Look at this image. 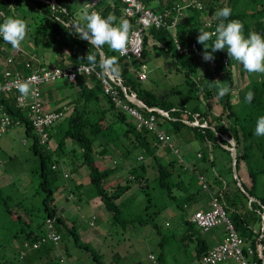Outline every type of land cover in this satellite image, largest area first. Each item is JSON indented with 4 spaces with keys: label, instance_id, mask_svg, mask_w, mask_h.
<instances>
[{
    "label": "trees",
    "instance_id": "1",
    "mask_svg": "<svg viewBox=\"0 0 264 264\" xmlns=\"http://www.w3.org/2000/svg\"><path fill=\"white\" fill-rule=\"evenodd\" d=\"M47 1L57 4H49L43 0H0V23L9 16L24 18L29 28L28 37L36 49L43 47L44 53L52 46H57L62 59L59 67L88 64L87 55L90 52L95 54L96 49L87 40L81 39L70 26L77 23L83 25L74 16L73 0ZM180 1L184 0H144L153 11L168 12L167 22L177 19V25L172 32L164 28H150L144 37V50L140 58L121 57L107 45L103 49L107 56L115 55L119 59L120 74L114 77L119 85L115 87L120 98L144 117L154 115L158 130L150 131L145 127L138 129L135 119L105 94L101 81L94 76H85L79 77L77 83H67L70 89H77V92L66 96L65 106L69 108V113L64 118L66 127L60 126L52 131L53 126L49 129V142L41 144L30 119L17 108L16 100H6L0 91V101L8 106L15 118L21 120V124H25L27 137L34 141L32 148L40 160V188L45 193L42 218L26 207L23 211L22 202L12 207L6 204L5 218L0 220V264H63L61 260H65L67 264L70 254L67 249L66 255L61 252L65 234L73 237L76 246L92 254L96 262L100 261V254L89 244L82 243L75 225H69L68 220L59 213L52 185L59 181L58 172L63 165L68 169L63 170L66 179L85 166L89 169L94 188L93 197L102 200L112 216L113 225L121 224L123 228L134 222L131 218L134 216L127 212L128 200L140 198L139 194L142 193L147 202L145 212L153 208L150 183H156V188L171 200H182V206H179L181 209L189 208L191 204L198 205L202 198L200 196L208 194L211 201V195H214L223 205L240 237L254 249L255 255L251 260L264 264V183L259 178L264 176V137L254 135L258 117L264 116V79L246 84L234 96L236 78L226 49L214 53L217 65L213 68L202 56H196L193 52L181 54L174 43V37L178 38L184 48L196 43L204 53V45L197 42L200 30L214 32L219 23L214 19V14L225 6L232 9L230 20L237 19L244 24L245 35L251 32L263 35L264 0H196L201 7L194 4L177 16L176 7ZM192 1L186 0L183 3ZM248 3L252 4L249 14ZM96 8L104 17L113 14L118 21L127 20L131 31L136 25L133 19L126 16L125 5L121 0H103ZM28 16H32L35 31ZM208 44L211 45L212 40ZM9 47L11 45L0 37V58L7 60L5 70L0 71V86L6 80V71L31 75L32 71L39 69L33 60L28 62L32 68L27 69V58L22 52L15 57L16 65L8 64L5 48ZM151 50L156 58L172 60L176 73L183 78L179 86H187L189 93L183 96L179 89L168 87L166 92L159 94L152 86L150 88L144 85L147 80H142L140 74L145 72L140 70L151 58ZM224 59L229 60L228 66L223 64ZM147 78L149 80V76ZM223 86H228L230 92L221 97L218 90ZM122 87H125L127 94ZM249 91L254 92L250 104L245 102V95ZM126 95L136 96L143 106L127 99ZM42 100L44 106L45 100L49 104L44 99L43 92ZM104 101L106 105H103ZM63 108L64 105H61L55 111H63ZM108 113L111 117H108ZM97 114L99 116L95 118ZM118 123L126 124V128L116 134L110 133ZM60 129L63 130L53 150H43L55 131L60 132ZM159 130L171 138V144L159 140ZM185 131H192L194 138L206 148V151L203 149L198 153L196 162L185 163L173 146V134H180L183 139ZM68 141L73 144L70 152L65 149ZM77 149L81 150L79 157H76ZM230 149L237 156L238 175L244 168L248 182L242 180L240 175L238 179L234 178L233 152ZM135 151L139 153L136 160H133L131 156ZM173 151L178 156L172 160L167 159ZM95 154L101 159H97ZM218 163L222 173L214 175L215 186L210 185L208 190H204V183L208 184V166L216 167ZM224 170L232 176L231 181H225ZM80 186L82 185L78 187ZM133 187L137 188L134 192L138 193L134 195L133 192L129 196ZM70 198L74 200V196ZM251 199H256L257 202ZM158 213L159 211H155L152 215L156 216ZM48 221H51L52 227ZM140 223L148 225L150 221L143 220ZM91 224L94 226V223ZM154 226L158 229L156 224ZM185 226L187 230L181 241L185 244L196 240V259L201 262L210 248L202 238V230L195 223L187 219ZM50 233L60 236L58 243L51 241ZM165 259L162 253L155 264H163Z\"/></svg>",
    "mask_w": 264,
    "mask_h": 264
},
{
    "label": "rangeland",
    "instance_id": "2",
    "mask_svg": "<svg viewBox=\"0 0 264 264\" xmlns=\"http://www.w3.org/2000/svg\"><path fill=\"white\" fill-rule=\"evenodd\" d=\"M73 2L74 12L75 10H80L78 14H82V11L84 12L85 9L84 6L77 0H73ZM248 4L247 13L249 14L252 4ZM28 17L32 26H34L32 16ZM35 28L36 26L32 27L33 31H35ZM27 40H30V37H27ZM28 44L31 45L30 43ZM25 45L26 43L24 41L20 49L25 51ZM32 48L36 49L34 46ZM20 49H13L12 47L5 48V54L8 57L14 56L15 58ZM36 50L39 53L45 51L43 47L37 48ZM149 56L151 58L141 66L140 70L149 76L148 80V76L143 73L146 75L147 82L144 83L146 87L155 88V92L159 94L164 93V91L166 92L168 87L179 89L183 96L189 93L187 86H179L183 82V78L176 73V67L171 59L163 57L156 58L153 50L149 52ZM17 59L19 58L17 57ZM231 63L236 78L234 96L243 90L246 84L257 81V79L260 80V78L264 79V74H249L244 71L242 65L238 62L232 61L231 59ZM6 65L7 60L0 58V71L5 70ZM59 84L54 83L45 86L42 90H46L51 86L54 88V86H59ZM103 105H106L105 101ZM238 109L241 108L238 107ZM98 116L97 114L94 117L96 118ZM108 117H111L109 113ZM66 124L65 119H60L52 128V131L60 126L65 128ZM125 128L126 124L118 123L112 127L110 133L116 134ZM63 129H60V132L56 130L52 139H50V143L42 149L53 150ZM191 132L185 131L184 133L186 134H184L183 139L180 138V134H173L172 136L173 146L179 151V157L185 163L190 161L196 162L198 153L203 149L206 151V148L200 141L194 138ZM33 142V139L26 135L25 124L13 127L7 134L0 138V220L5 218L3 216L7 212L5 208L6 204L12 207L19 202H22L21 209L23 211H25L26 207L33 210L37 216L42 218V203L45 193L40 188L42 182L40 176V160L32 148ZM72 148L73 144L68 141L67 148L65 149L70 152ZM80 152L81 150L77 149L76 157L80 156ZM138 153L139 151L133 152L131 156L133 160H136ZM112 154L116 155V153ZM95 156L97 159H101L99 155L95 154ZM176 156L178 155L173 151L167 159L172 160ZM115 159L120 163L119 159ZM63 170L68 171L65 165L61 166L58 172L59 181L52 185L57 200L56 203L59 207V213L68 220L69 225H75L77 232L81 235V242L89 244L101 256L100 261L96 262L92 254L76 246L73 237L65 234L64 240L61 243V252L65 255L66 249L69 252L70 255L67 258V264H155L154 261H151V256H154L157 262V257L162 255V253H164V257L166 258L163 264L202 263L196 259V240L185 244L181 241V237L187 230L185 221L196 213L195 211H197L199 205L191 204L189 208L181 209L179 206H182V200H179V198L175 201L171 200L160 189L156 188V183H150L149 192L153 198V208L147 213L145 212L147 202H145V196L141 193L139 194L140 198L133 197L134 200H128L127 202L129 204V210L127 212H129V215L134 216L131 217L134 222L128 225L127 228H123L121 224L115 226L112 223V216L105 208L102 200L93 197L94 188L91 185L89 169L85 166L68 179L65 178ZM221 171L219 163L216 167L210 168L208 166L206 177L209 185L215 186L214 175L221 174ZM239 175L240 177L244 176L241 173ZM239 175L237 173V176L235 175L234 178L238 179ZM223 177L225 181L232 180V176L226 170H224ZM259 178L264 183V176H260ZM78 184L83 185L77 189L76 185ZM136 189V187H133L128 193L129 196ZM137 193L134 192V195ZM75 194L77 198H74V200L70 198ZM119 203H121V200H119ZM155 211H159V213L153 216L152 214ZM143 220H148L150 223L143 225L140 223ZM91 223H94V226ZM155 224L158 226V229L154 226ZM223 228V225L218 226L212 231L204 233L202 238L206 240L209 247L218 244L219 238L215 239V235L218 233L222 237L224 233ZM163 239L165 240L163 241ZM223 264L235 263L228 261Z\"/></svg>",
    "mask_w": 264,
    "mask_h": 264
},
{
    "label": "built area",
    "instance_id": "3",
    "mask_svg": "<svg viewBox=\"0 0 264 264\" xmlns=\"http://www.w3.org/2000/svg\"><path fill=\"white\" fill-rule=\"evenodd\" d=\"M125 5V13L129 19H133L136 22L134 29L130 33L131 43L128 47V51L121 55V57L140 58L144 50V37L150 28L155 27L157 29H166L168 32H172L177 25V19L172 22H167L169 14L168 12L158 13L147 7L144 0H121ZM201 7L196 0L185 4H178L176 7L177 16L182 15L192 5ZM95 11V10H93ZM92 11V12H93ZM96 12V11H95ZM177 18V17H176ZM174 43L179 52L187 53L193 52L196 56H202L203 52L200 47L193 43L189 48H184L179 42L178 38L174 37ZM210 66L215 68L216 61H208ZM8 64L16 65L14 56L8 58ZM223 64L229 65V60L224 59ZM27 69H31V63L26 64ZM99 65L92 66L89 64H82L79 66L68 65L65 68L54 67L37 69L32 71L31 75H24L18 72H5V78L3 85L0 86V91L4 94L6 100H16V106L22 110L24 115L31 121V125L38 136L41 144H47L49 142L50 134L49 129L56 125V123L65 116L66 109L60 112L52 111L47 112L42 100V88L60 81H66L69 83H77L79 77L94 76L97 80L101 81L103 91L105 94L112 98L116 102L117 106L123 109L126 113L131 115L137 124V128H147L150 131L158 130L156 124V118L154 115L149 118L144 117L137 109L130 106L125 100L121 99L119 92L115 86H119L116 78L106 77L99 70ZM142 80H146V75L140 74ZM30 81L35 94L30 95L27 98L21 97L18 91V84L20 82ZM123 89V88H122ZM127 99L132 100V97L126 95ZM21 120L15 118L9 111L8 106L0 101V138L7 134L13 127L20 125ZM159 140L163 143H170L171 138L166 136L162 131H158ZM204 189H207V184L204 183ZM191 222L195 223L203 232H209L218 226H224L225 237L223 243L210 249L206 255L203 256L201 264H221L228 260H234L237 264H260L259 262L252 261L255 251L254 249L240 237L234 223L227 215L223 205L220 203L217 197L213 196L210 202V208L206 211L200 210L196 212ZM49 226L52 227L51 221H48ZM49 238L51 241L58 243L60 236L50 233ZM37 247V245H35ZM65 264V260H61ZM151 261L156 262L155 257L151 256Z\"/></svg>",
    "mask_w": 264,
    "mask_h": 264
},
{
    "label": "clouds",
    "instance_id": "4",
    "mask_svg": "<svg viewBox=\"0 0 264 264\" xmlns=\"http://www.w3.org/2000/svg\"><path fill=\"white\" fill-rule=\"evenodd\" d=\"M232 15L230 7L218 9L214 14V19L219 21L214 32L200 30L197 42L204 45L203 59L207 61L214 60V53L227 50L228 56L232 61L242 65L245 72L249 74H264V35L257 32H251L245 35L244 24L237 19H229ZM85 23L70 25L74 28L81 39L87 40L96 53L90 52L87 57V63L92 66L97 65L102 74L106 77L119 76L120 67L117 56H107L103 49L107 45L112 51L124 55L128 51L131 43L130 33L131 25L127 20L120 19L109 14L104 17L99 12L86 14ZM227 21V22H226ZM28 24L24 18L9 16L0 23V37L13 49H20L22 43L28 37ZM213 37H215L213 39ZM212 40L209 45L208 41ZM211 49V51H209ZM18 91L21 97L27 98L34 95V89L30 81L20 82ZM230 92L228 86L219 88L218 95L223 97ZM254 98V92L249 91L245 95V102L251 103ZM254 135L264 137V116L258 117L254 130Z\"/></svg>",
    "mask_w": 264,
    "mask_h": 264
},
{
    "label": "crops",
    "instance_id": "5",
    "mask_svg": "<svg viewBox=\"0 0 264 264\" xmlns=\"http://www.w3.org/2000/svg\"><path fill=\"white\" fill-rule=\"evenodd\" d=\"M77 1L80 2V4L83 5L84 8H85L84 9V12L82 11V14H78L80 10H75V15L74 16H75L76 20H78L80 23H83L84 24L85 23V19H84L85 15L86 14H90L93 10H95L96 12L101 13L100 11L97 10L96 5L99 2H102L103 0H77ZM104 1L109 2L110 0H104ZM185 1L186 0H184L183 2H185ZM183 2L180 1L178 4H184ZM25 43H26V45H25V51L20 49L19 52H24L25 57L27 58L25 60V63L26 64L29 61L33 60L39 66L38 68L45 69V68L58 67V65L62 61V59L60 57V51L57 48V46H52L49 49V51H47V52L39 53V51H37V50H35V49L32 48L34 46V43H33V41L31 39L30 40H27V38H26ZM28 43H30L33 46L31 47V45H29ZM30 48H32V49H30ZM8 58H10V57H8ZM59 83H60L59 86H56V87L54 86V88H52L53 86H51L50 88H48L46 90H43L44 99H47L48 102H49V104H47L46 103V100H45V110L47 112H52V111H55V109L58 108L59 106L64 105L63 110L66 109L65 116L62 118V119H64L65 117H67V114L69 113L68 112L69 108L65 106L66 100H67L66 96L67 95L69 96V95H71L74 92H77V90L76 89H74V90L70 89L69 85L67 84L68 82H66V81H60ZM61 88H63V89H61ZM241 174H244V176L241 177L242 180L248 182L247 172H245V169L244 168L241 169ZM203 181H204V178H203ZM208 184H207L208 188L207 189H204V190H208L209 189V186L210 185H208ZM79 185H83V184L76 185L77 186V189H78V186ZM213 196L214 195H211V198ZM74 198H77L76 194L74 195ZM200 198L201 199L198 202L199 203L198 204L199 206H198L197 211H200V210L206 211V210H208L210 208V202H211L209 200L210 199V195L208 196V194H206L204 196H200ZM253 200L255 202H257L256 199H253ZM192 216L193 215H191L190 218H189L190 221H191ZM223 231H224V233L222 234V237H220L218 235V233L215 235V239H218L219 238L218 239L219 242H217L218 243L217 245H214L213 247H209L210 249H212V248L220 245L221 243H223V240H224V237H225V235H224L225 234V228H223ZM202 233L204 235V233H206V232H203L202 231ZM228 261H232L235 264H237L234 260H228ZM228 261H226V262H228ZM221 264H223V263H221Z\"/></svg>",
    "mask_w": 264,
    "mask_h": 264
},
{
    "label": "water",
    "instance_id": "6",
    "mask_svg": "<svg viewBox=\"0 0 264 264\" xmlns=\"http://www.w3.org/2000/svg\"><path fill=\"white\" fill-rule=\"evenodd\" d=\"M43 1H45L46 3H49V4H53V5H56L57 3L56 2H49V1H47V0H43ZM123 88V91L127 94V91H126V89H125V87H122ZM133 99V101H135V102H137L138 104H140L141 106H143V103H141L138 99H137V97H132ZM230 150H232V152H233V170H234V173H235V175L237 176V156H236V153H235V151L233 150V149H230ZM238 178V177H237ZM241 189L243 190V191H245L244 190V188L241 186ZM248 195V194H247ZM252 201H254L253 199H251ZM264 227V226H263Z\"/></svg>",
    "mask_w": 264,
    "mask_h": 264
}]
</instances>
